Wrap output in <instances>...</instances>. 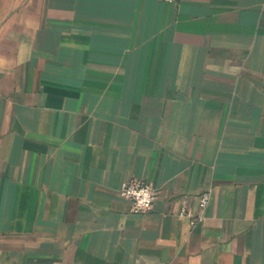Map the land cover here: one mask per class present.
I'll use <instances>...</instances> for the list:
<instances>
[{"label":"crops","instance_id":"1","mask_svg":"<svg viewBox=\"0 0 264 264\" xmlns=\"http://www.w3.org/2000/svg\"><path fill=\"white\" fill-rule=\"evenodd\" d=\"M0 264H264V0H0Z\"/></svg>","mask_w":264,"mask_h":264},{"label":"built area","instance_id":"2","mask_svg":"<svg viewBox=\"0 0 264 264\" xmlns=\"http://www.w3.org/2000/svg\"><path fill=\"white\" fill-rule=\"evenodd\" d=\"M167 3H173L175 0H161ZM118 196L131 204L133 214H144L149 212L155 201V192L149 184L140 180H128L123 182L118 189ZM147 197V198H145ZM209 193H202L198 196L197 209L195 212L187 208L179 211L180 216H185L189 220L190 226H194L203 220V212L209 204Z\"/></svg>","mask_w":264,"mask_h":264},{"label":"clouds","instance_id":"3","mask_svg":"<svg viewBox=\"0 0 264 264\" xmlns=\"http://www.w3.org/2000/svg\"><path fill=\"white\" fill-rule=\"evenodd\" d=\"M145 198H147V197H145Z\"/></svg>","mask_w":264,"mask_h":264}]
</instances>
